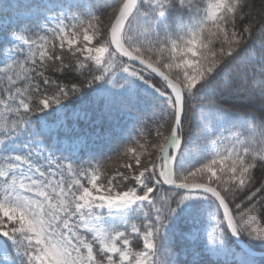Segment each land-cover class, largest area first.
Listing matches in <instances>:
<instances>
[{
    "label": "snow or ice",
    "instance_id": "6c2138e0",
    "mask_svg": "<svg viewBox=\"0 0 264 264\" xmlns=\"http://www.w3.org/2000/svg\"><path fill=\"white\" fill-rule=\"evenodd\" d=\"M0 264H264V0H0Z\"/></svg>",
    "mask_w": 264,
    "mask_h": 264
}]
</instances>
